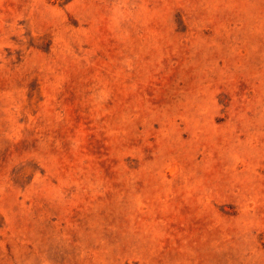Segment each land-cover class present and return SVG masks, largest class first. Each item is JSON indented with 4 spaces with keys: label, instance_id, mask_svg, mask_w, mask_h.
Masks as SVG:
<instances>
[{
    "label": "rangeland",
    "instance_id": "374dc122",
    "mask_svg": "<svg viewBox=\"0 0 264 264\" xmlns=\"http://www.w3.org/2000/svg\"><path fill=\"white\" fill-rule=\"evenodd\" d=\"M0 264H264V0H0Z\"/></svg>",
    "mask_w": 264,
    "mask_h": 264
}]
</instances>
